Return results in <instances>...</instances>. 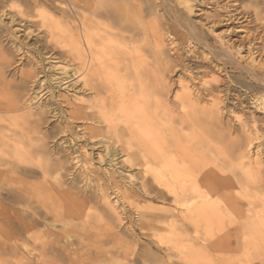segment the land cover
Masks as SVG:
<instances>
[{
	"label": "bare ground",
	"instance_id": "obj_1",
	"mask_svg": "<svg viewBox=\"0 0 264 264\" xmlns=\"http://www.w3.org/2000/svg\"><path fill=\"white\" fill-rule=\"evenodd\" d=\"M15 1L27 9L0 0V201L31 211V224L18 223L31 234L29 263L264 264V129L243 93L256 92L264 114V0H204L213 8L200 28L185 0L171 29L152 4L143 8L146 0ZM3 17L11 20L5 27ZM22 23L26 40L37 32L57 53L49 58L62 75L82 164L93 166L88 157L99 145L141 169L139 190L158 202L154 218L167 235L151 243L166 262L152 249L135 254L122 238V197L67 179L68 160L50 147L48 105L35 86L43 96L53 90L37 68L17 69L7 48ZM168 31L176 36L170 44ZM186 37L196 49L183 65Z\"/></svg>",
	"mask_w": 264,
	"mask_h": 264
},
{
	"label": "rangeland",
	"instance_id": "obj_2",
	"mask_svg": "<svg viewBox=\"0 0 264 264\" xmlns=\"http://www.w3.org/2000/svg\"><path fill=\"white\" fill-rule=\"evenodd\" d=\"M139 1H140L139 3H141L142 6V3L144 1L142 0ZM146 1L147 3H143V8L147 9L149 7L148 5H150L151 7L154 6L152 9V13L153 10L157 11V12L154 11V14L155 13L159 14L157 16L161 17L160 20L163 22L164 25H166L167 28L168 27L170 29L177 28L178 27L177 21L183 15L185 16V14L183 13L184 7H182V4H180V2L181 3L186 2L185 0H149L151 3H149L148 0ZM191 1L192 4L194 5V9H193L194 11L192 13L193 15H191V19L200 28V26H202L204 22H206L204 20L206 19V16L210 15V13L212 12L213 6L207 4V2H205L204 0H191ZM222 1L224 0H219V1L217 0V2L219 3ZM227 1L228 0H226L225 3ZM232 1H238V0H232ZM237 3L239 4V2ZM12 4L14 6L17 7L20 6L23 9H27V7L24 4H21L18 1L14 0L13 3H10L11 7ZM2 19H3L2 26L4 27L5 25L9 24V21H11L9 20L10 17L7 18L3 17ZM147 19L151 20V18L149 17H147L146 20ZM26 26L27 25H24V23H22L14 28L15 36L10 35L8 41L6 42V44L8 43L7 48L10 49L11 55H13L14 58L13 61H19L18 63H21L20 64L21 67H18L17 69H21L23 68V66H24L23 69L26 71L37 68V71H41L42 72L41 75L44 76L42 80H46L45 83L46 87L50 86L51 90H53L54 96L56 95L57 97L56 98L53 95L49 94V92H47V94L43 96V93L45 94V92L43 93L41 92L43 91V89L41 90L40 87H38L37 85L35 86L36 90L37 91L39 90L38 92L40 95H38V92L35 94H37L38 98H41V101H43L45 106L48 105L46 107V112H48L46 128L51 136L49 141L50 147L53 149L54 152H56L59 155V157L66 158L68 160L65 171L67 179L70 178V181L72 179H77L76 181H74V184L77 183L78 187L94 186L97 188L98 187L102 188L105 191V193H107L111 198H114L118 195H119L118 196L119 199L122 197L123 204L125 202L124 207L123 205H121L123 208L120 209L121 214H123L122 217L124 218L122 231H124L125 234L122 235V238H124L127 242H129L128 244L129 246L132 243H133L132 245H135L134 246L135 248L134 247L132 248L136 250L134 251L135 254H138L139 252L143 251V249L144 250L152 249L154 252L159 254L160 258H163L164 261L166 262L165 259L166 255L164 250H161L162 247L161 248L158 247L157 243L155 244L153 242L151 243V241H155L153 237L154 235H157V237L160 236L166 237L167 235L164 234V232L163 233L160 232V230L157 228L158 223L154 218L155 215H157V211H158L157 208H159L158 202L150 197L144 196V194L141 193V191L139 190L138 180L140 179L141 176V169L140 168L130 169L129 165L125 163L124 158H122V156L120 155L117 157L109 156L101 149L99 145L98 146L95 145L94 151H90L91 154L88 157V160H93L92 161L93 166H89V165L84 166L82 164L81 161L83 158L80 156V152H79V148L82 142L78 140L77 135L75 134L72 135L77 125L73 124L71 125L72 127L68 125L65 115L68 113L67 104L64 103L63 100H61L62 94L64 92L58 88L59 85L57 82L58 79L62 77V75H60L59 72L52 67L51 63L53 62L52 60L54 59L49 58V55L50 56L54 55L53 57H56L55 54L57 53L55 52L54 54V52L48 51V48L43 45L44 42H41L42 40L41 39L39 40L38 37L36 39L35 36L36 34H38L37 32L35 33V35H32L30 39L26 40L24 36V29L26 28ZM168 34L169 35H167V39H168V43L170 44L176 39V36L173 35L172 31L171 32L168 31ZM209 37H210V41L214 42V37L211 35H209ZM187 38L188 37L180 41L182 42V44L180 43L181 44L180 53L182 55V59L184 58L183 65L187 64L186 57L188 56L189 52L191 50L193 51L194 49H196V46H194V44L190 42V39ZM184 43L186 44V46ZM183 46L185 47V49ZM185 53L186 56L184 57L183 54L185 55ZM245 53L246 52H242L241 57L245 56L246 55ZM171 69L172 71L174 70L173 72H176V73L173 72L171 73L172 78H174L173 81L175 82L178 79L177 70H176L177 68L175 67V65H172ZM35 88H33L34 92H35ZM59 91L61 92L59 93ZM243 93H246L244 96L248 108L247 111L249 110L250 113H252L253 111L254 116L259 121L258 126L264 129V114L262 111L256 110L255 107L256 92H253L252 90H247L244 91ZM91 146L92 145H90L89 148H91ZM111 160L114 162H112ZM101 168L102 170L106 169L108 171L109 173L108 175H110L111 180L108 181L107 176L105 175V170L102 171ZM130 175H133L135 177V181H136L135 185H132L129 182L128 176ZM122 201H120V203ZM0 209L5 210L4 211L5 213L3 215H0V264H30L29 253H30V248H32L33 245L30 238L31 234L24 226H21L18 223L23 222L26 225L31 224L33 221L30 215L31 211L26 208V205L24 206L15 205L6 200L0 201ZM137 211H139L140 213L144 212L142 214V217H140V220L136 218L137 215L135 214V212ZM49 223H55V225H60L59 223L55 222V220H50ZM16 226H18V228L20 229L16 230ZM37 231L41 232L43 231V229L38 228ZM53 231L58 232L61 235L63 233L62 229L61 230L53 229ZM75 235L76 234H74V236ZM131 247H129L126 250H131L130 249ZM124 252L127 251L124 250ZM127 253L129 254L131 252L129 251ZM163 255H165V258ZM122 259H120L117 264L127 263V261L124 258ZM101 263L112 264L109 261L106 262L103 261ZM145 263L150 264L149 262H145Z\"/></svg>",
	"mask_w": 264,
	"mask_h": 264
}]
</instances>
